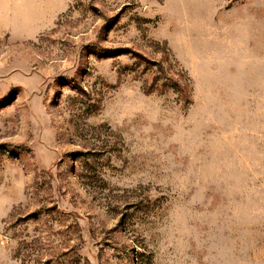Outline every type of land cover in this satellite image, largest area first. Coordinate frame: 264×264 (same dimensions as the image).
Masks as SVG:
<instances>
[{
  "label": "rangeland",
  "instance_id": "rangeland-1",
  "mask_svg": "<svg viewBox=\"0 0 264 264\" xmlns=\"http://www.w3.org/2000/svg\"><path fill=\"white\" fill-rule=\"evenodd\" d=\"M0 264H264V0H0Z\"/></svg>",
  "mask_w": 264,
  "mask_h": 264
}]
</instances>
